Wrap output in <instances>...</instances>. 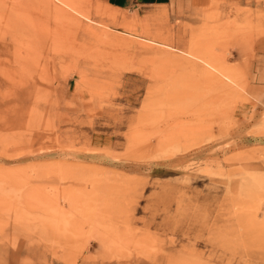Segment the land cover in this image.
<instances>
[{"label": "rangeland", "instance_id": "rangeland-1", "mask_svg": "<svg viewBox=\"0 0 264 264\" xmlns=\"http://www.w3.org/2000/svg\"><path fill=\"white\" fill-rule=\"evenodd\" d=\"M257 52L264 0H0V264H264Z\"/></svg>", "mask_w": 264, "mask_h": 264}, {"label": "crops", "instance_id": "crops-1", "mask_svg": "<svg viewBox=\"0 0 264 264\" xmlns=\"http://www.w3.org/2000/svg\"><path fill=\"white\" fill-rule=\"evenodd\" d=\"M105 1L108 5H110L113 8L127 9L134 6H142V5L168 4L173 0H105ZM257 54L256 56H254L255 60H253L254 62L252 67L253 70L257 66V73L254 74V77L253 76L251 77L249 83V91L256 99L262 100L260 97L264 95V67L262 66L263 59H261L263 56L259 52H257Z\"/></svg>", "mask_w": 264, "mask_h": 264}]
</instances>
